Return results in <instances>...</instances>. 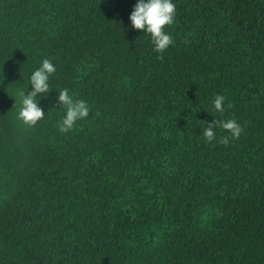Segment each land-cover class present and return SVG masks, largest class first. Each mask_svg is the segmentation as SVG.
<instances>
[{"label":"trees","instance_id":"trees-1","mask_svg":"<svg viewBox=\"0 0 264 264\" xmlns=\"http://www.w3.org/2000/svg\"><path fill=\"white\" fill-rule=\"evenodd\" d=\"M136 2L0 0V264H264V0H173L162 54ZM65 88L90 112L62 134Z\"/></svg>","mask_w":264,"mask_h":264},{"label":"clouds","instance_id":"clouds-1","mask_svg":"<svg viewBox=\"0 0 264 264\" xmlns=\"http://www.w3.org/2000/svg\"><path fill=\"white\" fill-rule=\"evenodd\" d=\"M176 16V6L173 0H137L129 16L130 26L133 30L149 34L156 53H164L174 43L173 37L165 31L166 26L173 24ZM56 72V67L49 59L42 60L40 66L30 75L27 91H19L18 119L24 124L33 126L45 117L44 110L39 106L41 98H46L50 93V77ZM56 97L59 107L65 109V115L59 123V131L62 134L73 130L77 121L86 119L90 112L88 103L84 100H76L67 88L57 92ZM225 97L216 95L212 102L216 113L225 111ZM15 101V100H14ZM16 105V101H15ZM219 126L228 133L220 142L227 143L229 137L238 138L243 128L234 119L216 120L202 130L206 142L215 140V127Z\"/></svg>","mask_w":264,"mask_h":264}]
</instances>
